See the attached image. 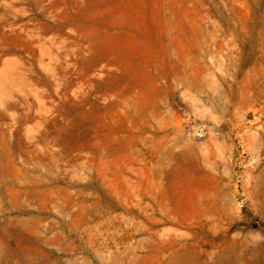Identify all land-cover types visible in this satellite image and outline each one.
I'll return each mask as SVG.
<instances>
[{"label":"rangeland","instance_id":"rangeland-1","mask_svg":"<svg viewBox=\"0 0 264 264\" xmlns=\"http://www.w3.org/2000/svg\"><path fill=\"white\" fill-rule=\"evenodd\" d=\"M0 264H264V0H0Z\"/></svg>","mask_w":264,"mask_h":264}]
</instances>
